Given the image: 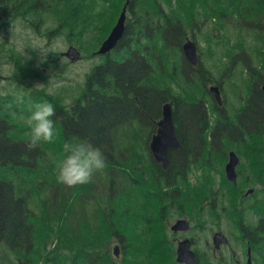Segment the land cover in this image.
Here are the masks:
<instances>
[{
    "label": "trees",
    "instance_id": "obj_1",
    "mask_svg": "<svg viewBox=\"0 0 264 264\" xmlns=\"http://www.w3.org/2000/svg\"><path fill=\"white\" fill-rule=\"evenodd\" d=\"M125 1L0 0V11L10 9L16 18L30 19L33 24L48 20L88 31L92 19L100 23L105 9L120 14ZM126 11L125 31L117 49L112 50L114 58H102L91 68L69 107L62 105L55 92L46 93L29 84L22 88L26 96L19 101L10 95L0 99V264H148L140 247L151 223L146 213L153 209L159 219L182 203L196 204L183 198L179 186L188 183V129L193 153L201 151L198 101L203 100V87L211 80L199 63L191 70L194 83L188 82L181 44L212 25L208 43H223L227 33L232 46L242 51L249 39L264 47V0H128ZM111 28H103L105 35L100 39ZM261 56L257 51L256 57ZM44 101L56 111L51 118L56 140L28 151L26 122L34 104ZM165 101L172 104L181 145L169 151L166 171L148 150L153 121L160 118ZM249 103L236 119L238 130L243 125L264 134V93L254 89ZM230 127L233 134L238 133ZM217 134L213 129L209 151ZM81 140L100 148L105 169L92 182L69 188L56 180L58 154L62 155L64 142ZM50 152L56 160L49 158ZM258 165L261 172L253 176L254 183L263 188L264 161ZM222 182L233 186L225 179ZM206 190V200L211 193H220L212 181ZM243 199L242 194L240 201ZM209 205L210 213L216 215L213 203ZM251 211L247 222L244 216L237 222L246 256L255 246L244 238L264 236V201ZM237 212L242 215L244 207L237 205ZM228 220L235 223L232 217ZM112 237L122 243L119 258L109 250ZM193 252L197 264H216L204 252Z\"/></svg>",
    "mask_w": 264,
    "mask_h": 264
},
{
    "label": "rangeland",
    "instance_id": "obj_2",
    "mask_svg": "<svg viewBox=\"0 0 264 264\" xmlns=\"http://www.w3.org/2000/svg\"><path fill=\"white\" fill-rule=\"evenodd\" d=\"M118 15L117 10L105 9L100 23L95 24V20L92 19L90 28L85 31L81 27L65 28L48 20L45 23L33 24L30 19L16 18L9 9H2L0 11V99L10 95L15 101H19L26 96L22 88L25 84H29L37 86L46 93L55 92L57 98L61 97L62 105L69 107L83 87L91 68L102 62V58L96 56L95 52L102 41L100 38L105 35L102 34L103 28L109 25L111 28ZM212 28V25L203 27L201 33L193 39L198 46L201 68L211 80L206 83V87L220 82L225 114L234 118L236 111L242 107V98L246 97L250 87L255 83L261 84L258 79L264 80V47L255 40L249 39L243 44L244 51H242L240 47L232 46L234 42L227 33L224 34L223 43H208L206 38H212ZM70 47L80 53V57L73 62L61 55ZM257 51H261L263 56L257 58ZM210 55H213V58H208ZM187 72L188 82L194 83L191 70L188 71L187 68ZM249 74L253 76L250 78ZM203 88L202 104L198 102V105L199 108L202 106L204 115L207 114V118L212 120L216 108L212 106V100L206 93L205 87ZM249 134H256V131ZM226 145L235 149L240 156L241 167L237 186H229L222 182L223 164L226 162L224 153L213 151L210 171L207 169L202 172L194 166L188 173V183L180 185L179 190L185 200L189 199L196 204L191 207L182 203L178 205V210L175 208L159 219L156 218L153 209L146 213L151 223L144 237L145 241L140 243V247L147 256L148 264L175 263L174 252L177 240L183 238L190 239L192 250L204 252L207 258L212 257L216 264H246L247 246L242 242V236L237 231V222L243 216V221L247 222L252 217L251 209L264 201V187L254 183L256 178L253 177L261 172L258 163L264 161V134H256L253 140L247 139L241 143L226 139ZM58 156L61 157L60 154ZM211 181L216 188L221 186L220 193L219 191L215 195L211 193L206 200L204 198L207 193L206 188ZM188 186L191 188L190 191ZM225 188L228 190L224 191ZM251 188L256 191L255 195L250 194L240 201L241 195ZM210 202L213 203L212 212L216 215L210 213ZM239 204L244 207L242 215L237 212ZM31 208H34V205ZM179 211L183 212L181 213L183 216H178ZM229 217L235 219V223L233 220H228ZM180 218L187 219L190 228L188 232L174 234L170 226ZM217 232L223 233L228 243L221 244L219 249L214 250L212 237ZM107 238L109 239L108 235ZM244 239L255 246L250 248L251 264H264V236L257 234L250 239ZM114 246H119L118 254H120L122 243L112 237L109 243L110 252Z\"/></svg>",
    "mask_w": 264,
    "mask_h": 264
},
{
    "label": "water",
    "instance_id": "obj_3",
    "mask_svg": "<svg viewBox=\"0 0 264 264\" xmlns=\"http://www.w3.org/2000/svg\"><path fill=\"white\" fill-rule=\"evenodd\" d=\"M128 0L125 1V5ZM125 18H126V6L120 12L117 21L108 36L102 41L98 50L96 51L99 55H104L109 53L119 42L120 38L123 36L125 29ZM181 52L187 63L193 67L197 64V49L196 44L193 40L187 38L181 44ZM64 56L70 58L71 61H75L79 58V53L70 47ZM261 91L264 93V83L260 87ZM210 94L213 96L217 105H222V99L217 85H211L208 87ZM157 130L156 133L152 135L149 142V151L153 159L160 163L163 169H167L169 165L168 152L170 150H178L181 148L180 142L175 133V127L172 120V104L166 101L161 106V118L156 122ZM238 163V157L233 151L228 154V162L225 165V177L228 181L233 184L236 183V173L235 166ZM252 189L246 191L244 196L252 193ZM189 222L185 218L177 219L171 226L170 230L174 233L177 232H187L189 230ZM0 233H1V219H0ZM213 245L215 249H219L221 244H227L228 240L226 236L220 232L215 233L212 237ZM191 242L188 238H184L177 242L175 250V260L182 264H197L194 252L191 250ZM114 255L117 256V246L114 247ZM247 264H251L250 259L247 260Z\"/></svg>",
    "mask_w": 264,
    "mask_h": 264
},
{
    "label": "clouds",
    "instance_id": "obj_4",
    "mask_svg": "<svg viewBox=\"0 0 264 264\" xmlns=\"http://www.w3.org/2000/svg\"><path fill=\"white\" fill-rule=\"evenodd\" d=\"M56 115L54 106L47 102L34 104L28 117L30 131L27 133L25 148L33 151L44 144H53L56 140L54 121ZM49 158L56 160L50 152ZM105 169V157L98 147L87 141H66L62 146V155L57 162L56 180L69 188L92 182L95 174Z\"/></svg>",
    "mask_w": 264,
    "mask_h": 264
},
{
    "label": "flooded vegetation",
    "instance_id": "obj_5",
    "mask_svg": "<svg viewBox=\"0 0 264 264\" xmlns=\"http://www.w3.org/2000/svg\"><path fill=\"white\" fill-rule=\"evenodd\" d=\"M120 46H122V45H120ZM116 47L113 50H116L117 49ZM121 49H123V48H121ZM112 52L110 51L109 53L103 55L101 58H114V56L112 55ZM208 58H213V55L208 56ZM225 58H226V56H225ZM190 70H192V68L188 64V71H190ZM249 70H251V68H249ZM251 76H253V75L249 74L250 78H251ZM258 77H260V76H258ZM258 82H262V83L261 84H258V83L253 84L250 87V90L247 93L246 97L242 98V107L238 111H236L234 118H231L225 114V108H224L225 102H224V100H223V106L219 107L211 99L212 100V106L214 108H216V112L213 115L214 118L212 120H209L207 118V114L204 115V110H202V106H201V108H200L202 111V117H201V124L202 125H201V136H200V138H201V151L197 154L193 153V150H192V148H193V146H192V131L190 129H188V168H187L188 173L194 168V166L196 169H199L202 172L207 170V169L211 170L213 151L215 150L216 152L224 153V155L226 157V162L223 164V174H225V165L228 162V154L230 151H233L236 154V156L238 157V163L235 166V173L237 175V178L239 177V169L241 167V160H240V156L238 155L239 153L235 149L231 148L230 146L228 147L226 145V139H230L232 141H236V142L241 143L243 141H246L247 139L249 141H251L255 138L256 134L252 135V134H249V132H255L257 130L256 129L246 130L243 125H241V127H242L241 130H238L236 119H237V117H240L242 115L243 110H247L250 107L249 97L253 93L254 89L259 88V90L261 91L260 87L264 83V80L258 79ZM212 85H217L219 87V91H220V94L222 97L223 94H222V88L220 87V82L217 84L212 83ZM206 93H208L207 88H206ZM200 103L202 104V102H200ZM154 121H153V123H154ZM229 125L236 128L238 130V133L233 134L231 127ZM210 126H212L211 131H209ZM213 129L217 130L218 137H217L216 143L212 145V147L209 151L208 150L209 144L212 143L211 132ZM243 132H245V133H243ZM154 133H156V125H155V129L150 133L149 141H150V139ZM148 150H149V146H148ZM263 152H264V149H263ZM149 153H150V151H149ZM169 154H170V152H169ZM169 154H168V160H169ZM150 156H151L152 160L157 165H159L161 167L162 170L166 171L169 168L168 167L166 170L163 169L161 164L157 163L153 159L151 153H150ZM217 188L220 189L221 186L219 185V186H217Z\"/></svg>",
    "mask_w": 264,
    "mask_h": 264
},
{
    "label": "bare ground",
    "instance_id": "obj_6",
    "mask_svg": "<svg viewBox=\"0 0 264 264\" xmlns=\"http://www.w3.org/2000/svg\"><path fill=\"white\" fill-rule=\"evenodd\" d=\"M124 6H126V5H124ZM124 6H123V8H124ZM117 21V20H116ZM116 23V22H115ZM115 25V24H114ZM113 28V27H112ZM111 28V29H112ZM111 31V30H110ZM124 31H125V29H124ZM108 36V35H107ZM197 58H199V51L197 50ZM28 97V96H27Z\"/></svg>",
    "mask_w": 264,
    "mask_h": 264
}]
</instances>
